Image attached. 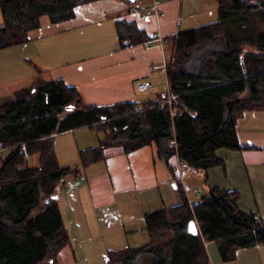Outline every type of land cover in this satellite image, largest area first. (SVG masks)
<instances>
[{"label": "trees", "instance_id": "1", "mask_svg": "<svg viewBox=\"0 0 264 264\" xmlns=\"http://www.w3.org/2000/svg\"><path fill=\"white\" fill-rule=\"evenodd\" d=\"M97 1L0 0V51L28 43L41 18L69 21L76 8ZM215 1L216 21L170 39L169 97L161 104L85 107L76 88L38 80L0 108V148L9 151L0 168V264H56L70 242L57 197L68 179H80L112 149L155 146L168 167L177 158L204 173L224 166L218 150L241 149L237 121L264 111V0ZM116 30L123 48L152 40L133 22L120 21ZM81 128L99 136L98 146L81 151L78 165L61 167L55 138ZM33 155L39 167L27 166ZM177 184L181 205L145 215L151 244L111 251L109 264H212L208 243L219 245L223 261L264 246V220L240 209L237 192L210 189L192 205Z\"/></svg>", "mask_w": 264, "mask_h": 264}, {"label": "crops", "instance_id": "2", "mask_svg": "<svg viewBox=\"0 0 264 264\" xmlns=\"http://www.w3.org/2000/svg\"><path fill=\"white\" fill-rule=\"evenodd\" d=\"M150 4L151 0L140 6L124 0H101L79 6L69 21L52 24L48 17L41 18L40 27L29 33L28 43L0 51L5 53L0 57V74L6 72L0 80V108L14 102L17 91L38 80H62L76 88L85 107L163 103L169 97L166 65L172 55L170 39L179 31L206 24L202 22L217 13L218 5L215 0H161L154 13L148 9ZM133 6L139 9L137 13L130 12ZM120 21L135 23L152 40L121 47L116 30ZM140 84L150 88L139 91ZM236 128L241 149L218 150L224 166L207 173L192 170L177 158L168 167L158 159L155 146L131 154L120 149L108 151L105 161L87 171H92V182L107 183L103 191L112 195V204L90 205L80 193L57 197L70 242L56 264H109L106 258L111 251L150 245L145 215L182 204L177 181L192 205L204 198V192L208 196L210 189L237 192L240 209L264 220V111L245 113ZM98 144L99 136L89 128L58 135L57 161L62 167L79 162L81 151ZM81 179L91 181L87 173ZM90 185L87 182V189ZM193 188H197L195 194ZM105 211L108 213L103 215ZM263 248L241 249L225 263L219 245L207 244L212 264H264Z\"/></svg>", "mask_w": 264, "mask_h": 264}, {"label": "rangeland", "instance_id": "3", "mask_svg": "<svg viewBox=\"0 0 264 264\" xmlns=\"http://www.w3.org/2000/svg\"><path fill=\"white\" fill-rule=\"evenodd\" d=\"M144 1L145 0H138L137 2L134 3V5L140 6L141 3L144 2ZM0 15H1V12H0ZM216 20H217V13H215L213 16L209 17L208 19L204 20V22H202V23H206L207 24V23H210V22H214ZM2 54L5 55V53H0V57L3 56ZM20 55L23 56V57L28 56L27 53L22 54V52H20ZM12 58L13 57H10L8 60H11ZM0 63H2V62H0ZM5 71H7V69H5ZM5 73L6 72L0 74V80H2L4 78V76H6ZM8 155H9V151H6L5 153L0 154V168L2 166V162L5 160V158ZM78 164H79V162H77V161L76 162H72V163L70 162L69 164H66L64 167H67V166H72L73 167V166H76ZM39 165H40L39 155H33V156L28 157V159H27V166L28 167H39ZM91 172L92 171H89V170L87 171L86 170L83 173V176H82V177H85V175L87 173V179L89 178V180H90V177H91V181H88V180L84 181V179L82 180L81 178L80 179H73V178L68 179L66 181L65 185L62 187V189L60 191V194L61 195H65L66 192H69L70 196H72L73 193H75V194L80 193L81 196H83V200L86 203H89L90 205H92L93 203H97L100 207L103 206L101 203H110V204H112L113 203L112 195L110 193H107V190L103 191L104 189L107 188V183H106V185L105 184L103 185L102 181H96L95 180V182H94V179H93V182H92V176H91L92 173ZM95 173H96V171L93 172V174H95ZM87 182H90V184H91L90 185L91 188H89V189H87V187H86L87 186ZM104 182H106L105 178H104ZM83 186H84V188H82ZM196 189L197 188H193L194 194H195V190ZM198 191L199 192L203 191V187L202 188H198ZM205 196H206V192H204L203 197H205ZM200 200H201V198L197 199V201H200ZM107 213L108 212L105 211V213L103 212V215H105ZM69 225H71V223H69ZM73 243H74V247L76 249L77 241L74 239ZM262 247H264V246H262ZM263 252H264V248H263ZM91 263H92V261H91ZM225 263H229V261H226Z\"/></svg>", "mask_w": 264, "mask_h": 264}, {"label": "built area", "instance_id": "4", "mask_svg": "<svg viewBox=\"0 0 264 264\" xmlns=\"http://www.w3.org/2000/svg\"><path fill=\"white\" fill-rule=\"evenodd\" d=\"M161 0H151V4L149 5V8L151 12L157 13L158 11V5ZM139 9L137 7H131L130 12L137 13ZM150 88V85L148 84H140L138 86L139 91H147ZM7 150L3 149L2 147L0 148V154L5 153Z\"/></svg>", "mask_w": 264, "mask_h": 264}, {"label": "water", "instance_id": "5", "mask_svg": "<svg viewBox=\"0 0 264 264\" xmlns=\"http://www.w3.org/2000/svg\"><path fill=\"white\" fill-rule=\"evenodd\" d=\"M127 1H129V2H131V3H135V2H137L138 0H127Z\"/></svg>", "mask_w": 264, "mask_h": 264}]
</instances>
